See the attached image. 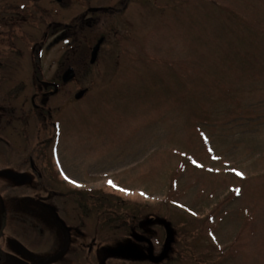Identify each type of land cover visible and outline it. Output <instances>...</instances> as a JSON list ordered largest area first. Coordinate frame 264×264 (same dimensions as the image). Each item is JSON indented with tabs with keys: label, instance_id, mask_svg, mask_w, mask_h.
Masks as SVG:
<instances>
[{
	"label": "rangeland",
	"instance_id": "374dc122",
	"mask_svg": "<svg viewBox=\"0 0 264 264\" xmlns=\"http://www.w3.org/2000/svg\"><path fill=\"white\" fill-rule=\"evenodd\" d=\"M157 1L156 21L134 26L124 46L88 69L80 56V88L53 99L59 122L34 157L68 195L61 178L92 190L78 205L105 245L141 233L161 253L169 231L159 264H264V0ZM76 88L89 91L67 101ZM29 196L38 217L41 195Z\"/></svg>",
	"mask_w": 264,
	"mask_h": 264
},
{
	"label": "flooded vegetation",
	"instance_id": "af4514ba",
	"mask_svg": "<svg viewBox=\"0 0 264 264\" xmlns=\"http://www.w3.org/2000/svg\"><path fill=\"white\" fill-rule=\"evenodd\" d=\"M157 8V0H0V171L22 175L19 178L0 175V197L4 206L0 208V240L4 239V232L13 240L12 243L0 241V264H47L42 260L57 256L64 247L63 256L49 264H110L114 261L159 264L148 257L150 244L136 241V237H144L141 233H132L123 243L99 242L96 237L99 228L87 226L90 208L78 205L84 200L90 202L92 190L76 189L72 181L61 178L72 187V195H68L67 190L59 188L55 176L48 178L51 173L34 157L36 153L41 156L46 148L47 128L53 131L59 122L53 120V113L56 115V110H60L52 104L53 99L68 86L79 87L80 56L89 57V66L82 64V69L92 68L102 54L108 55L111 50L124 46V42H128L125 37L134 35V26L144 19L156 21ZM81 38L89 40L82 47ZM99 40L96 60L91 63L93 48ZM15 58L25 64L33 60V66H27L26 72L24 67L15 65ZM47 58H50L48 67ZM68 70L73 77L64 82L63 75ZM28 86H32L34 92L22 100L16 93L26 91ZM78 90L69 91L67 101L72 102L70 96ZM82 90H86L85 96L89 88ZM84 96L74 99L75 102ZM21 100L22 104L25 102L23 106L17 103ZM16 155L24 156L23 166L18 169L14 167ZM57 173L61 176L59 170ZM30 193L41 195L38 217L29 206ZM14 202L17 209L13 207ZM53 213L64 229L53 221ZM139 229L145 230L142 225ZM128 243L136 245L141 258H118L108 252ZM152 254L154 257L160 254L153 244Z\"/></svg>",
	"mask_w": 264,
	"mask_h": 264
},
{
	"label": "water",
	"instance_id": "95a60500",
	"mask_svg": "<svg viewBox=\"0 0 264 264\" xmlns=\"http://www.w3.org/2000/svg\"><path fill=\"white\" fill-rule=\"evenodd\" d=\"M98 46L99 45H97L92 51V56H91V59H90L91 63H93L94 60H95V55H96V52L98 50ZM72 77H73L72 71L68 70L63 75V81L66 82L69 79H71ZM85 92H86V90H80L79 92H77L75 94L74 98L76 100L81 99L84 96ZM0 175H9L10 177L14 176V174L9 173V172H0ZM1 207H4V206H3L2 199L0 197V208ZM52 219L60 228L64 229L63 223L56 217V215L54 213L52 215ZM148 222H151V220L149 219ZM136 241L137 242H148L150 244V251H149L148 257L153 262H157L158 263V262L163 261L167 257L168 252L170 251V248H171V244L173 242V235H172V233L167 231L164 247H163L161 253L157 257L153 256V254H152V244L147 238H145V237H136ZM64 251H65V247L63 248V250L57 256L52 257L50 259L42 260V262L47 263V264L53 263V262L57 261L58 259H60L63 256ZM138 252H139V250L137 249L136 245L128 243V244H125V245L118 246L115 249V251L113 252L112 255L115 256V257H118V258L139 259V257L141 258V256L138 254Z\"/></svg>",
	"mask_w": 264,
	"mask_h": 264
},
{
	"label": "snow or ice",
	"instance_id": "6c2138e0",
	"mask_svg": "<svg viewBox=\"0 0 264 264\" xmlns=\"http://www.w3.org/2000/svg\"><path fill=\"white\" fill-rule=\"evenodd\" d=\"M237 174L240 175V173H237ZM108 183L110 186H113V187L115 186L112 181H108Z\"/></svg>",
	"mask_w": 264,
	"mask_h": 264
}]
</instances>
